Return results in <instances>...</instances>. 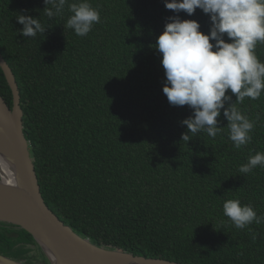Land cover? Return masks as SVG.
I'll return each mask as SVG.
<instances>
[{"label":"trees","instance_id":"trees-1","mask_svg":"<svg viewBox=\"0 0 264 264\" xmlns=\"http://www.w3.org/2000/svg\"><path fill=\"white\" fill-rule=\"evenodd\" d=\"M89 2L101 22L79 37L64 26L72 15L67 4L48 18L44 9L53 6L45 0H0V52L19 86L46 204L99 246L182 264H264V223L237 229L223 215L229 199L264 215V168L238 170L249 155L264 152V94L236 105L256 121L248 145L234 147L223 110L222 133L214 139L189 133L183 141L182 121L193 113L169 104L162 54L154 47L177 14L165 0ZM19 14L39 19L45 32L24 37ZM179 16L210 34L202 10ZM256 54L264 62V44ZM0 95L12 108L1 67ZM234 103L232 95L225 107ZM0 253L49 264L34 237L10 223L0 222Z\"/></svg>","mask_w":264,"mask_h":264},{"label":"clouds","instance_id":"clouds-1","mask_svg":"<svg viewBox=\"0 0 264 264\" xmlns=\"http://www.w3.org/2000/svg\"><path fill=\"white\" fill-rule=\"evenodd\" d=\"M45 4L55 9H44L48 18L60 16L67 4L72 15L64 26L79 37L87 36L101 22L100 11L89 0H45ZM165 7L177 15L167 18L154 47L162 54L166 76L163 93L169 104L188 106L193 113L182 121L188 130L182 140L189 142V133L195 136L201 132L214 139L224 130L218 126L223 110L228 138L236 149H241L252 142L256 121L236 105L245 98L257 100L264 94V62L256 54L257 45L264 44V0H165ZM197 9L209 15L210 34L201 31L198 21L179 16L181 12L192 16ZM16 19L23 26L24 37L34 38L45 32L39 19L24 14ZM225 36L231 42H226ZM229 90L236 103L226 108V102L232 100V95H226ZM257 167L264 168V152L249 155L238 170L249 174ZM223 215L237 229L250 230L253 222L264 223V215H258L250 204L242 205L239 199L226 200Z\"/></svg>","mask_w":264,"mask_h":264},{"label":"water","instance_id":"water-1","mask_svg":"<svg viewBox=\"0 0 264 264\" xmlns=\"http://www.w3.org/2000/svg\"><path fill=\"white\" fill-rule=\"evenodd\" d=\"M0 67L13 94L12 108L0 95V222L29 232L49 264H182L99 246L78 235L49 208L24 130L19 86L1 52ZM0 264L27 263L0 253Z\"/></svg>","mask_w":264,"mask_h":264}]
</instances>
